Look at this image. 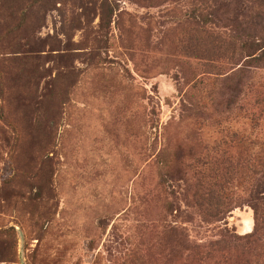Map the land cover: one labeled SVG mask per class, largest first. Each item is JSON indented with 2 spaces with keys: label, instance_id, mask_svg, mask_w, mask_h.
<instances>
[{
  "label": "rangeland",
  "instance_id": "rangeland-1",
  "mask_svg": "<svg viewBox=\"0 0 264 264\" xmlns=\"http://www.w3.org/2000/svg\"><path fill=\"white\" fill-rule=\"evenodd\" d=\"M194 1L0 0V264H188L183 237L252 232L246 204L207 222L185 200L203 146L264 149L237 112L213 126L187 110L186 20L232 34L247 7ZM243 63L207 76L215 102Z\"/></svg>",
  "mask_w": 264,
  "mask_h": 264
},
{
  "label": "trees",
  "instance_id": "trees-1",
  "mask_svg": "<svg viewBox=\"0 0 264 264\" xmlns=\"http://www.w3.org/2000/svg\"><path fill=\"white\" fill-rule=\"evenodd\" d=\"M243 1L247 5L246 12L235 26L236 33L216 31L209 27V17L195 11L186 20L189 30L180 53L193 69L187 110L198 112L200 121L207 120L213 126L221 124L218 119L221 117H213L212 113L220 109L226 116L237 112L264 130V81H260V74L249 78L245 73V70L255 69L264 74V0ZM209 2L195 0L194 4L208 5ZM242 61L244 63L229 80L235 79V85L224 86L230 98L225 104L215 102L217 90L209 86L207 76L220 79L231 71L229 68L238 67ZM201 69L204 71L196 77L195 71ZM233 138V141L244 142L239 134H234ZM214 146H203L186 168L189 177L186 203L207 222H222L234 209L246 204L253 211V230L242 236L223 232L217 240L203 244L183 237L178 247L186 252L188 264H264V149L259 157L251 160L249 156L237 154L239 152L233 154L231 147L223 152L221 147ZM234 188H246V195L237 193Z\"/></svg>",
  "mask_w": 264,
  "mask_h": 264
}]
</instances>
